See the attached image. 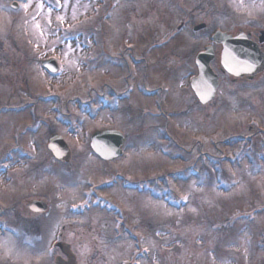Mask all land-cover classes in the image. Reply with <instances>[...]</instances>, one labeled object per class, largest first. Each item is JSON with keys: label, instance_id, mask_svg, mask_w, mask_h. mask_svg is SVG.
<instances>
[{"label": "rangeland", "instance_id": "obj_1", "mask_svg": "<svg viewBox=\"0 0 264 264\" xmlns=\"http://www.w3.org/2000/svg\"><path fill=\"white\" fill-rule=\"evenodd\" d=\"M9 5L0 0V166H7L0 169V264H56L59 231L77 264H262L264 71L250 82L221 74L206 104L189 80L194 56L207 44L217 69L221 46L209 37L216 28H264V0H113L108 15L104 0ZM200 21L206 26L194 30ZM50 54L60 63L55 76L39 58ZM130 85L110 111H82L81 102L97 105L103 92L115 103L113 92ZM50 93L53 100H40ZM28 103L42 120L35 130L25 128L34 121L30 106L5 108ZM53 104L74 125L83 117L78 131L55 120ZM49 125L72 142L69 164L52 162L48 149H31L29 158L10 149L17 135L20 146H46ZM96 127L125 134L120 156L102 159L86 149ZM245 134L251 137L236 138ZM7 150L14 158H5ZM192 162L201 175L189 173ZM117 171L125 185L143 190L121 181L104 189L117 201L108 212L100 203L86 211L75 205L91 204L83 202L86 192H98ZM38 195L49 209L34 213L25 201Z\"/></svg>", "mask_w": 264, "mask_h": 264}, {"label": "water", "instance_id": "obj_2", "mask_svg": "<svg viewBox=\"0 0 264 264\" xmlns=\"http://www.w3.org/2000/svg\"><path fill=\"white\" fill-rule=\"evenodd\" d=\"M11 4L16 6L17 0H12ZM202 25L203 23L198 24L195 28H199ZM213 37L217 41L223 42L224 47L221 58L224 67L228 70L239 72L241 70H255L259 65V68L263 67L264 53L257 52L256 45L251 41L242 39L240 35L231 36L219 30L214 33ZM263 37L264 30L261 35V38ZM213 57L214 51L211 46H208L206 50L200 51L196 57L199 74L192 79V86L203 102L213 97L218 84V77L209 64ZM123 141V133L114 128L96 130L91 136L92 147L104 158H111L121 153ZM57 145L67 147L60 135L53 134L50 138L49 146L54 148ZM52 150L59 157L66 159L69 157V149ZM28 206L33 210H44L47 204L44 200L33 199L28 202ZM58 244L60 245L61 242Z\"/></svg>", "mask_w": 264, "mask_h": 264}, {"label": "flooded vegetation", "instance_id": "obj_3", "mask_svg": "<svg viewBox=\"0 0 264 264\" xmlns=\"http://www.w3.org/2000/svg\"><path fill=\"white\" fill-rule=\"evenodd\" d=\"M111 0H106V2L107 3H109ZM251 30V34H249V36L251 37V38H253L254 40H258V30L259 29H257V28H251L250 29ZM237 33V31H235V32H233V34H236ZM123 56V59L125 60V62L127 61V59H126V57H125V55H122ZM131 60V59H130ZM132 60L134 61V62H136V63H138V62H140V59L139 58H137V57H135V55H133L132 56ZM127 65L128 66H126V67H130L131 66V62L129 61V59H128V61H127ZM220 74H227V73H225V72H221ZM228 75V77H229V79H231V80H235L236 78H237V80L239 81V82H250V81H253V80H256V79H258L259 77H260V75H258L256 78H253V79H250V80H247V79H242V78H239V76H233V75H230V74H227ZM236 81V80H235ZM117 94L119 93V92H116ZM110 93H102L101 95H103V96H105L107 99H109L110 97V95H109ZM99 95V94H98ZM41 101L43 100V101H45L44 99H40ZM116 104L118 103V102H115ZM53 105H57L58 107L57 108H53L54 109V111H55V114H54V118H55V120L57 121V122H59L60 124H62V125H65L66 126V131H71V129H72V127H74V126H77V122L79 121V118H76L75 119V121H76V124L74 125L73 124V116L70 114V113H65V112H63L62 111V107H61V105H59V104H53ZM52 105V106H53ZM117 105H119V103L117 104ZM60 111V113H57V111ZM107 111H110L109 109H107ZM29 115L30 116H33V118H34V121L33 122H31V123H29V124H31V125H29V126H27V127H25L26 129H36V128H38L40 125H41V123H42V120L41 119H35V117H37V115H38V113L36 114V113H29ZM47 131H48V133H49V136H50V134L52 133V132H54V131H57L56 130V128L53 126V125H49L48 127H47V129H46ZM57 132H59V131H57ZM48 136V137H49ZM19 140L21 141V135H17V140H16V143H15V145H13L12 147H10V149H48V147H47V145L46 146H34V145H30V147H26V146H24V145H21L20 146V143L21 142H19ZM72 147V146H71ZM74 148V147H73ZM73 148H71V149H73ZM86 149H87V147H86ZM63 264H69V263H67V262H64Z\"/></svg>", "mask_w": 264, "mask_h": 264}, {"label": "snow or ice", "instance_id": "obj_4", "mask_svg": "<svg viewBox=\"0 0 264 264\" xmlns=\"http://www.w3.org/2000/svg\"><path fill=\"white\" fill-rule=\"evenodd\" d=\"M27 6H28V5L26 4L25 7H27ZM42 6H43V5H41V7H42ZM58 19H61V20H62L63 18H62V17H58Z\"/></svg>", "mask_w": 264, "mask_h": 264}]
</instances>
